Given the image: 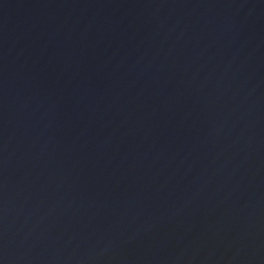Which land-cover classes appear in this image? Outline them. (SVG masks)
Listing matches in <instances>:
<instances>
[{
    "label": "water",
    "instance_id": "1",
    "mask_svg": "<svg viewBox=\"0 0 264 264\" xmlns=\"http://www.w3.org/2000/svg\"><path fill=\"white\" fill-rule=\"evenodd\" d=\"M0 264H264V0H0Z\"/></svg>",
    "mask_w": 264,
    "mask_h": 264
}]
</instances>
